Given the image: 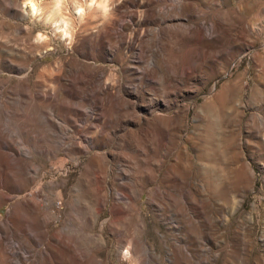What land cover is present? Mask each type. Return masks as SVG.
Masks as SVG:
<instances>
[{
    "label": "rangeland",
    "instance_id": "obj_1",
    "mask_svg": "<svg viewBox=\"0 0 264 264\" xmlns=\"http://www.w3.org/2000/svg\"><path fill=\"white\" fill-rule=\"evenodd\" d=\"M35 2L0 0V264H264V0Z\"/></svg>",
    "mask_w": 264,
    "mask_h": 264
},
{
    "label": "clouds",
    "instance_id": "obj_2",
    "mask_svg": "<svg viewBox=\"0 0 264 264\" xmlns=\"http://www.w3.org/2000/svg\"><path fill=\"white\" fill-rule=\"evenodd\" d=\"M64 2H65V0H56L57 9L61 8L62 5L64 4ZM116 2L119 3L120 0H116ZM22 3L24 5L31 7L33 15H35L37 13V5H36L35 0H22ZM88 3H89V6L96 5L98 8L102 9L105 16H107V14L110 12L111 7H114L112 0H88ZM84 11H85L84 7H77L76 8V12L79 15H82L84 13ZM67 28H68V24L65 23V26L63 29L64 35L70 36V33L67 31ZM37 38L41 39L44 37L41 33H37ZM124 256H125V258H128V256H129L127 249L124 250Z\"/></svg>",
    "mask_w": 264,
    "mask_h": 264
},
{
    "label": "bare ground",
    "instance_id": "obj_3",
    "mask_svg": "<svg viewBox=\"0 0 264 264\" xmlns=\"http://www.w3.org/2000/svg\"><path fill=\"white\" fill-rule=\"evenodd\" d=\"M37 5V4H36ZM29 10L31 11V13H32V9H31V7L29 6ZM37 10H38V6H37ZM53 22L55 23V25L57 26L56 28H61V24H59V21H57V20H53Z\"/></svg>",
    "mask_w": 264,
    "mask_h": 264
}]
</instances>
